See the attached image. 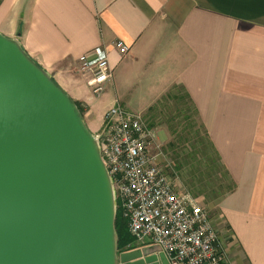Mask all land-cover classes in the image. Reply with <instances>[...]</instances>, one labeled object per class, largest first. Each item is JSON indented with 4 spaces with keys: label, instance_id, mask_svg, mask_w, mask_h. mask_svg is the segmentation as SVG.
Returning <instances> with one entry per match:
<instances>
[{
    "label": "crops",
    "instance_id": "0c3cea01",
    "mask_svg": "<svg viewBox=\"0 0 264 264\" xmlns=\"http://www.w3.org/2000/svg\"><path fill=\"white\" fill-rule=\"evenodd\" d=\"M0 33L81 103L93 134L119 103L168 143L154 110L180 89L233 185L212 217L227 258L264 264V0H0ZM97 46L112 77L95 95L77 61ZM132 247L121 253L153 246Z\"/></svg>",
    "mask_w": 264,
    "mask_h": 264
},
{
    "label": "water",
    "instance_id": "95a60500",
    "mask_svg": "<svg viewBox=\"0 0 264 264\" xmlns=\"http://www.w3.org/2000/svg\"><path fill=\"white\" fill-rule=\"evenodd\" d=\"M115 214L83 116L0 33V264H168L158 246L118 254Z\"/></svg>",
    "mask_w": 264,
    "mask_h": 264
},
{
    "label": "built area",
    "instance_id": "2783aa9c",
    "mask_svg": "<svg viewBox=\"0 0 264 264\" xmlns=\"http://www.w3.org/2000/svg\"><path fill=\"white\" fill-rule=\"evenodd\" d=\"M125 55L128 47L116 41ZM78 71L95 95L112 77L107 51L97 46L78 57ZM129 234L138 246H158L169 264H231L208 210L180 192L160 165L161 144L146 119L119 103L109 107L94 134Z\"/></svg>",
    "mask_w": 264,
    "mask_h": 264
},
{
    "label": "rangeland",
    "instance_id": "374dc122",
    "mask_svg": "<svg viewBox=\"0 0 264 264\" xmlns=\"http://www.w3.org/2000/svg\"><path fill=\"white\" fill-rule=\"evenodd\" d=\"M106 103H100V109ZM154 112L159 116L157 121L169 129V142L161 144L160 165L180 192L191 193L213 217L214 205L228 191L231 182L189 101L180 89H173ZM149 120V123L154 121Z\"/></svg>",
    "mask_w": 264,
    "mask_h": 264
},
{
    "label": "trees",
    "instance_id": "16d2710c",
    "mask_svg": "<svg viewBox=\"0 0 264 264\" xmlns=\"http://www.w3.org/2000/svg\"><path fill=\"white\" fill-rule=\"evenodd\" d=\"M18 33H20V31H18ZM175 89H177V88H175ZM171 92H169L165 96V98H169L171 95ZM71 101L76 105L77 109L79 110V112L83 116V107L81 106V103L78 101L72 100V99H71ZM232 187H233V185L230 184V187L226 193H228L232 189ZM114 226H115V230H116L117 237H118V242H117L118 251H124L127 248L128 249L133 248L132 243L134 242V239L128 232L127 223H126V220L122 216V211L118 205V202H116V214H115Z\"/></svg>",
    "mask_w": 264,
    "mask_h": 264
}]
</instances>
